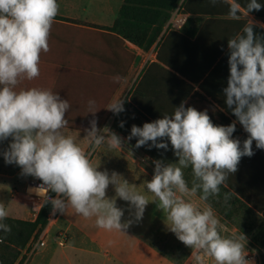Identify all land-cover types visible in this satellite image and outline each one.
I'll return each mask as SVG.
<instances>
[{
	"label": "clouds",
	"instance_id": "1",
	"mask_svg": "<svg viewBox=\"0 0 264 264\" xmlns=\"http://www.w3.org/2000/svg\"><path fill=\"white\" fill-rule=\"evenodd\" d=\"M210 2L215 5L217 0ZM223 2L229 6L228 16L233 20L264 7L258 0H249L245 6L237 0ZM58 14L57 0H0V141L12 138L3 157L7 164L18 165L22 175L41 180L39 189L56 194L54 199L47 196L54 212L71 208L84 218L95 217L100 229L123 233L133 221L122 223L124 211L116 206L115 197L106 195L109 185L114 186L116 197L130 202L137 221L143 217L148 198L118 173L97 170L91 152L63 133L71 107L68 100L45 88L17 90L21 81L40 75L41 53L50 51V31ZM228 49L230 76L224 94L227 106L248 133L242 147L241 141L233 138L236 122L215 125L207 110L186 108L183 103L171 116L142 127L133 125L127 137L129 141L138 138L136 148L151 142L157 149L167 150V143L157 141H170L178 163L154 161V175L146 188L166 214L169 230L193 249L196 264H250L246 237L228 234L229 229L207 201L219 195L220 186L229 173L238 170L242 157L254 155V141L257 149L264 150V38L248 21L241 33L228 39ZM88 107L89 112L97 111L94 100L88 101ZM107 109L115 114L125 110L121 99L112 101ZM90 124L87 137L93 151L104 143L121 150L118 135L107 127L98 129L95 120ZM189 166L193 173L191 187L183 171ZM232 195L224 193L225 204ZM7 217L6 206L0 202V231L4 233L11 232V227L3 223Z\"/></svg>",
	"mask_w": 264,
	"mask_h": 264
},
{
	"label": "crops",
	"instance_id": "2",
	"mask_svg": "<svg viewBox=\"0 0 264 264\" xmlns=\"http://www.w3.org/2000/svg\"><path fill=\"white\" fill-rule=\"evenodd\" d=\"M110 1L57 0L59 14L50 31V51L41 53L40 75L31 81H21L17 90L50 89L71 105L65 117L67 126L91 125L90 122L98 117V127L110 111L108 105L120 97H127L129 102L130 91L142 77L146 78L142 87L152 98L150 89L153 88L154 72L150 73L149 66L156 63L175 76L165 83L166 110L183 103L186 108L207 110L215 125L229 126L236 122L233 138L239 139L242 147L248 133L227 106L224 94L230 76L228 39L241 33L248 21L254 25V32L264 38V7L251 12L252 18L242 15L240 20H233L228 16L227 7L213 14H193L181 12L177 6L162 25L156 41L144 50L126 40L119 29L113 28L124 0ZM237 2L245 6L249 0ZM258 3L264 6V0H258ZM178 12L181 21L175 23L172 19ZM159 51L163 62L158 60ZM89 100L95 101V113L89 112ZM131 105L148 122H154L143 110ZM101 110L103 112L99 114ZM11 142V137L0 141V202L5 204L9 218L32 222L36 219L32 215L34 203L25 193V187L28 182L39 179L22 175L18 165L5 162L3 152L8 150ZM89 145L88 140L81 147ZM252 148L254 155L242 157L238 170L229 173L228 184L222 186L262 218L264 150L257 149L255 141ZM125 150L122 146L121 150L110 149L104 143L92 151L91 160L98 166L97 170L107 171L109 175L116 172L130 185H135L136 191L147 193L146 183L154 174L141 164L140 155ZM9 181L11 186L7 189ZM6 189L8 198H5ZM106 195L109 199L116 196L113 185H109ZM125 210L135 211L134 208ZM128 215L124 212L122 223L133 222L122 233L100 229L95 224V217L84 218L71 208L64 213L52 209L46 227L29 239L14 264H178L153 240L163 234L142 228L140 221H144L143 218L137 221L135 216ZM62 233L65 242L60 245L57 234Z\"/></svg>",
	"mask_w": 264,
	"mask_h": 264
},
{
	"label": "rangeland",
	"instance_id": "3",
	"mask_svg": "<svg viewBox=\"0 0 264 264\" xmlns=\"http://www.w3.org/2000/svg\"><path fill=\"white\" fill-rule=\"evenodd\" d=\"M113 0L110 2L112 3ZM173 22L177 23L181 21V14L178 12L174 15ZM123 101L124 111L115 114L112 111H109L105 121L99 125L98 129H104L107 127L110 132L118 135L122 140V147L126 149L128 153L133 155H140L141 164L154 174L155 163L154 161L160 160L164 164L169 163H178V157L175 156L172 149L171 143L167 138L163 140L158 139V143H167L168 148L157 149L152 146L151 142H148L144 146L136 148V137H133L132 140H127V137L131 134V128L133 125L142 127L144 123L148 122L144 116H142L132 105L127 101L124 103L125 99L119 98ZM121 122L124 126L120 127ZM63 133L67 136H72L76 143L80 146L86 144L89 140L87 134L79 133L71 130L62 129ZM125 137V140L123 139ZM86 152L92 153V147L89 145L87 148H84ZM184 177L188 182L189 187H191V182L193 180V173L191 166L186 169H183ZM14 181V180H13ZM7 189L11 186V181L7 182ZM221 191L218 196L210 197L207 201L208 204L212 206L217 216L221 220V223H224L229 229L228 234L235 233L236 236L244 235L246 237L245 248L248 251H254L257 255V264H264V221L263 219L256 214L253 210L244 205L239 201L234 195L231 199L225 204L223 196L224 193L229 192L222 185L220 186ZM5 190V198H8V190ZM141 194H144L149 203L146 205L145 211L143 213V220L140 221L142 228H148V230L154 229L161 235H157V238L153 239L156 244L159 245L160 250L169 257L175 259L178 264H189L193 259L194 254H192L193 249L185 246L181 241H179L176 235L169 230L166 226L168 221L166 220V214L158 207V200L151 196L148 192H143L139 190ZM201 193L198 192L197 199ZM117 206L121 209H130V202L124 201L119 197H116ZM113 197V198H114ZM41 207V206H40ZM39 207V208H40ZM39 211V210H38ZM128 216H134L132 210H125ZM57 238H60V234H57ZM59 240V239H58ZM57 242V240H55ZM59 247V246H58Z\"/></svg>",
	"mask_w": 264,
	"mask_h": 264
},
{
	"label": "trees",
	"instance_id": "4",
	"mask_svg": "<svg viewBox=\"0 0 264 264\" xmlns=\"http://www.w3.org/2000/svg\"><path fill=\"white\" fill-rule=\"evenodd\" d=\"M179 2L180 0H124L118 11V17L114 21L113 28L119 29L126 40L147 50L158 38L162 25L169 18L170 12L177 6L181 12L193 14H198L199 12L213 14L214 12H221L222 7L229 8L223 0H217L215 5L210 0H182L181 3ZM198 7L199 9L197 10ZM158 60L163 62L161 51L158 52ZM149 69L150 73L151 71L154 72V80L151 82L153 88L150 89L153 94L152 98H149V92L142 87L146 79L142 77L134 90L130 91L129 102L156 121L165 115L171 116L172 112H174L173 109L175 107L173 109H165L164 91L165 83L171 81L175 76L164 68L159 67L156 63L150 64ZM112 92H110L109 98H111ZM126 102L125 99L124 103ZM102 112L103 110L99 111V114H102ZM97 118L95 117L94 120L96 121ZM65 128L87 132L91 129V125H68ZM39 181L42 182L41 180ZM225 184H228L227 181H225ZM54 195V192L49 191V197L53 198ZM238 200L240 201V199ZM51 211L52 205L46 199L41 204L34 221L30 222L9 217L3 221V223L11 227V232L4 233L0 231V264H14L16 262L20 251L26 246L29 239L32 236H37L46 227ZM262 218L264 220V210Z\"/></svg>",
	"mask_w": 264,
	"mask_h": 264
},
{
	"label": "built area",
	"instance_id": "5",
	"mask_svg": "<svg viewBox=\"0 0 264 264\" xmlns=\"http://www.w3.org/2000/svg\"><path fill=\"white\" fill-rule=\"evenodd\" d=\"M244 17L249 19V18H252V15L249 14L248 16H244ZM41 185H42V182L40 181H31V182H28L25 187V193L32 199L34 203V209H33L32 215L35 216V218L38 215V208L41 206L43 201L47 199V196L49 193V192L47 193L43 189H39ZM64 242H65V236L62 233L60 234V240L58 241V243L62 245ZM246 251L248 253V255L246 256V259L250 261V264H257L256 253L254 251H248V250ZM189 264H196L195 256H193V259L191 260Z\"/></svg>",
	"mask_w": 264,
	"mask_h": 264
}]
</instances>
